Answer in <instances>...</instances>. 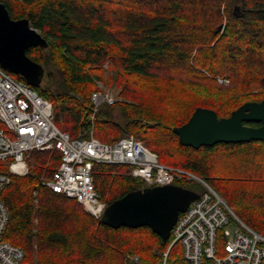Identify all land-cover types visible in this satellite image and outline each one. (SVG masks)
<instances>
[{"label":"trees","instance_id":"obj_1","mask_svg":"<svg viewBox=\"0 0 264 264\" xmlns=\"http://www.w3.org/2000/svg\"><path fill=\"white\" fill-rule=\"evenodd\" d=\"M0 2L12 19L27 18L47 40V47L31 46L26 54L59 73L55 91L31 85L52 103L58 128L72 137L87 136L90 95L101 81L118 100L98 109L94 137L112 143L134 136L161 163L202 177L245 224L264 235V142L195 149L181 145L172 131L196 107L220 118L246 101L264 99V0ZM60 160L56 149L32 151L28 173L9 174L1 193L9 215L3 239L22 248L30 264H160L171 237L162 241L148 226L110 227L75 199L42 185ZM0 171L8 174L7 166L0 163ZM92 176L107 204L145 187L124 165L94 163ZM174 184L203 190L193 181ZM166 264H185L178 244Z\"/></svg>","mask_w":264,"mask_h":264},{"label":"built area","instance_id":"obj_2","mask_svg":"<svg viewBox=\"0 0 264 264\" xmlns=\"http://www.w3.org/2000/svg\"><path fill=\"white\" fill-rule=\"evenodd\" d=\"M226 83L228 79H218ZM90 99L92 110L87 136L72 137L53 120L52 103L40 96L25 80L16 79L0 66V264H30L19 246L3 239L8 210L1 193L9 183V174L28 173L32 151L56 149L61 160L42 185L82 204L94 218H101L107 203L94 188V163L118 164L141 180L145 186L174 184L176 180L194 181L203 190L197 199L179 212L170 231V242L160 253L166 264L171 247H181L185 264H261L264 261V235L245 224L226 201L202 178L180 167L161 163L157 155L132 135H123L105 143L93 135V121L102 104L114 103V97L96 82ZM168 238V239H169ZM218 244L224 253L217 256ZM132 261L138 262L133 256Z\"/></svg>","mask_w":264,"mask_h":264},{"label":"water","instance_id":"obj_3","mask_svg":"<svg viewBox=\"0 0 264 264\" xmlns=\"http://www.w3.org/2000/svg\"><path fill=\"white\" fill-rule=\"evenodd\" d=\"M46 38L30 26L27 18L12 19L0 2V66L17 74L29 85L41 82L44 70L30 59L26 49L47 47ZM256 122L258 126L245 124ZM181 145L195 149L219 142L240 143L252 140L264 142V99L246 101L229 116L218 117L206 107H196L189 119L172 127ZM199 194L177 184L145 186L127 192L107 204L100 221L110 227L148 226L162 241L170 236L179 212L184 211Z\"/></svg>","mask_w":264,"mask_h":264},{"label":"rangeland","instance_id":"obj_4","mask_svg":"<svg viewBox=\"0 0 264 264\" xmlns=\"http://www.w3.org/2000/svg\"><path fill=\"white\" fill-rule=\"evenodd\" d=\"M223 27V23H222V25H221V28ZM42 67H43V70H44V73H43V76H42V78H41V82H40V85L41 86H49L50 87V89H52V90H57V85H58V82H59V80H60V76H59V73H58V71L51 65V64H47V65H42ZM104 67H106V64L104 65ZM107 69V68H106ZM48 72H50V75H47V73ZM110 73V71L107 69V70H105V73H104V76H108V74ZM98 82H100L101 83V88H102V90L103 91H106V92H108V93H110L113 97H114V100L116 101V100H118V98L116 97V95H115V93H114V91H113V89L112 88H110V87H106L101 81H98ZM229 83V80H228V82H226V83H223V84H228ZM96 86H97V84H96ZM96 90V89H95ZM94 91V90H93ZM92 91V92H93ZM113 104V103H112ZM112 104H106V105H112ZM103 105H105V104H102L101 106H103ZM100 106V107H101ZM99 107V108H100ZM115 116L116 117H118L119 116V114H118V112L117 111H115ZM86 132H87V130H86ZM198 176V175H197ZM194 182V181H193ZM225 200V199H224ZM226 201V200H225ZM95 219H100V218H95ZM218 247H219V251H217V253H216V255L217 256H222L224 253L222 252V250H221V245L220 244H218Z\"/></svg>","mask_w":264,"mask_h":264}]
</instances>
